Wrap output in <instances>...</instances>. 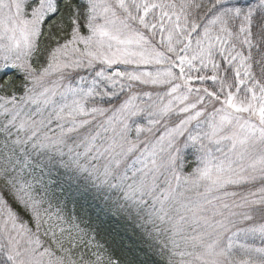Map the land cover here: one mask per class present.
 I'll list each match as a JSON object with an SVG mask.
<instances>
[{
  "label": "snow or ice",
  "instance_id": "snow-or-ice-1",
  "mask_svg": "<svg viewBox=\"0 0 264 264\" xmlns=\"http://www.w3.org/2000/svg\"><path fill=\"white\" fill-rule=\"evenodd\" d=\"M0 264H264V0H0Z\"/></svg>",
  "mask_w": 264,
  "mask_h": 264
},
{
  "label": "trees",
  "instance_id": "trees-1",
  "mask_svg": "<svg viewBox=\"0 0 264 264\" xmlns=\"http://www.w3.org/2000/svg\"><path fill=\"white\" fill-rule=\"evenodd\" d=\"M103 235H104V233L102 232V233H101V237H102ZM101 237H98V239H100Z\"/></svg>",
  "mask_w": 264,
  "mask_h": 264
}]
</instances>
